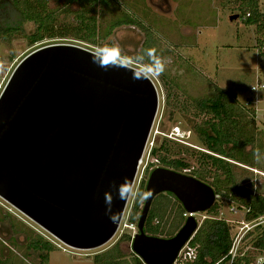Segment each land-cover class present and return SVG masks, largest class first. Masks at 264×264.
I'll return each mask as SVG.
<instances>
[{"label": "water", "instance_id": "95a60500", "mask_svg": "<svg viewBox=\"0 0 264 264\" xmlns=\"http://www.w3.org/2000/svg\"><path fill=\"white\" fill-rule=\"evenodd\" d=\"M92 52L65 43L39 47L18 63L0 94V197L60 241L84 249L116 233L129 198L114 199L120 219L113 223L104 193L125 178L133 186L158 108L151 79L104 71L92 63ZM145 190L151 196L132 250L145 264H173L200 224L191 214L171 237L148 234L154 198L171 192L187 212L198 213L218 195L208 183L161 166L150 172Z\"/></svg>", "mask_w": 264, "mask_h": 264}, {"label": "rangeland", "instance_id": "374dc122", "mask_svg": "<svg viewBox=\"0 0 264 264\" xmlns=\"http://www.w3.org/2000/svg\"><path fill=\"white\" fill-rule=\"evenodd\" d=\"M2 4L0 26L20 24L10 2L4 1ZM46 6L57 13L58 32L68 34L65 37L45 38L31 45L26 33L34 31L35 23L26 22L22 24L25 32L14 35L10 42L0 38V61L4 62V69L0 70V94L18 63L36 47L65 43L94 51L98 46L116 43L129 56L142 49L155 48L158 55L167 58L168 63L163 75L150 78L157 89L158 108L149 140L155 139V146H159L162 139L172 136V131L178 126L180 134H176L183 141L169 138L171 145L179 150L169 156L184 157L191 169L199 165L198 153L208 152L193 130L194 122L203 116L198 115L192 107L191 99L211 93L213 84H217L236 93L239 102L245 103L251 94L250 88L264 81V57L260 56L258 48L259 41L264 40V31L261 32L263 26L249 24L240 15L250 9L245 0H111L107 3L102 0L92 3L86 0L73 3L46 0ZM258 6L264 13V0H259ZM80 14L88 17L93 33L90 31L87 34L84 28L79 30L82 25L78 20ZM233 14H238V18L231 19ZM120 20L122 24H119ZM137 21L151 31L150 36ZM81 35L87 36L88 41L81 40ZM263 113L264 101H261L256 119L257 129L261 133L251 123L247 128L244 126L249 137L255 128L253 143L246 149L252 155L256 168L236 164L235 171L241 183L254 186L264 193ZM256 149L262 153L259 163L253 155ZM148 153L147 147L132 186L134 192L143 180L146 184L150 174L147 163H151L152 155ZM222 188L230 195L228 183L223 182ZM134 199L135 196L129 197L114 236L100 246L84 249L60 241L0 197V264H100L95 260V255L114 246H117L118 264H135L132 241L121 238L134 231L133 227L125 226H131L128 216ZM221 201L218 212L211 215L226 219L230 225H239L238 221L244 218V209L230 198L225 197ZM207 215L210 216L206 211L197 213L195 217L202 223ZM36 239L52 244L53 249L47 253V260H43L45 250L33 247L32 242ZM249 240L243 243V249L249 248L252 256L256 255L258 250L251 247Z\"/></svg>", "mask_w": 264, "mask_h": 264}, {"label": "trees", "instance_id": "16d2710c", "mask_svg": "<svg viewBox=\"0 0 264 264\" xmlns=\"http://www.w3.org/2000/svg\"><path fill=\"white\" fill-rule=\"evenodd\" d=\"M4 1L10 2V6L15 9L20 23L17 25L2 24L0 26V38L5 42H10L12 37L20 32L24 33L25 30L22 24L26 22L35 23L34 31L30 34L26 33L31 45L41 42L45 38L65 37L68 34L58 32L57 13L47 9L46 0H0L1 7L4 6L2 4ZM80 1L85 0H67L68 3ZM102 1L107 3L111 0ZM245 1L250 9L245 10L244 14L240 15L244 17L247 12H250V16L244 20L249 24L257 23L261 27L263 26V30L261 28V32H263L264 13L258 6L259 0ZM86 2L92 3L95 0H86ZM78 20L82 24L79 30L84 28L87 34H90V31L94 32L89 24L88 17L80 14ZM122 23L123 21L120 20L119 24ZM136 23L140 24L147 35H151V31L141 21ZM79 38L84 41L89 39L85 35H81ZM258 48L260 56L264 57V40L259 41ZM190 103L197 114L203 116L201 120L194 122L193 130L198 135L202 147L208 152H199V165L197 168L191 169L188 160L184 157L169 156L170 153L179 150H176L171 145L170 139L165 137L160 145L155 146L152 150L153 156L159 160V166L184 172L211 185L219 198L207 211L210 215L218 212L221 200L225 197L230 198L231 201L233 200L238 207L248 208L249 211L245 215L247 219H253L264 214V193L254 186L241 183L235 171L236 164L256 168V163L254 164L251 159L252 155L246 149L248 145L253 143L255 128L251 133V137L244 130V126L247 128V125L251 123L258 132H262L257 129L254 108L245 105V103H240L236 93L229 92L217 84H213L211 93L194 97ZM186 150L190 149L187 148ZM209 178H212V182L209 181ZM223 182L228 183L230 186V195L223 190ZM138 190L146 192L145 180L140 183ZM143 203L144 201H140L135 197L128 216L130 223H137ZM185 211L183 205L173 193L158 194L150 207L145 223V232L163 237L173 236L186 220ZM248 237L250 238L251 247L264 252V226H256L254 230L248 233ZM121 238L130 241L131 235L124 234ZM190 242L198 246V255L196 260L186 264H215L227 254L231 247V225L226 219L216 217V215L206 217ZM32 245L35 249L45 250L43 260H47V253L53 249L50 242L41 239L34 240ZM117 257V246H114L103 253L96 254L95 260L100 264H118ZM252 257V254L250 256L246 254L243 260L246 264H249ZM135 264H144L137 255L135 256Z\"/></svg>", "mask_w": 264, "mask_h": 264}, {"label": "clouds", "instance_id": "9594fccd", "mask_svg": "<svg viewBox=\"0 0 264 264\" xmlns=\"http://www.w3.org/2000/svg\"><path fill=\"white\" fill-rule=\"evenodd\" d=\"M92 63L96 64L104 71L109 69H125L132 73L133 80H147L152 77H159L166 71L168 60L157 54L155 48L142 49L134 56H129L124 53L119 44H104L98 46L91 53ZM4 69V62L0 61V70ZM254 159L259 163L262 160V153L260 149L254 152ZM115 192V197L113 195ZM135 196L138 200L143 201L151 196V192H142L132 189L131 181L125 178L122 182L117 184L112 182L110 190L104 193L105 199V213L113 223L119 222V212H114V199L126 201L129 197ZM259 264H264V258H261Z\"/></svg>", "mask_w": 264, "mask_h": 264}, {"label": "built area", "instance_id": "2783aa9c", "mask_svg": "<svg viewBox=\"0 0 264 264\" xmlns=\"http://www.w3.org/2000/svg\"><path fill=\"white\" fill-rule=\"evenodd\" d=\"M250 16V12H247L246 15L244 16V19ZM251 94L247 99L245 100V105L253 107L255 110L256 114V119H257V110H258V104L261 101H264V81H259L257 84L253 85L250 88ZM263 118H264V113H263ZM153 127H151V130L149 132L146 145L144 147L143 154L138 162V168L139 169L140 165L143 163V160L145 158V150L148 147V154L149 156L152 155V158L150 160L151 163H147V166L149 171L151 172L154 168L159 166V160L157 157L153 156L152 150L155 146V139L149 140L151 136ZM180 134V128L176 126L174 130L172 131V136H166L168 138H172L174 140H180L183 141L182 138L177 136L178 133ZM177 133V134H176ZM137 174V173H136ZM264 175V174H263ZM219 196L217 197L216 201L218 200ZM244 209V218L240 221H238L239 225H231V238H232V243L229 251L227 254H225L223 257H221L215 264H236L240 262L241 264H246L245 261L243 260L244 255H251V252L248 249H243L244 245L243 243L246 242L249 237L248 233L256 228V226H264V214L259 215L256 218L253 219H247L245 217L246 213L249 211L248 208L241 207ZM233 211H236L235 208H232ZM201 213V212H198ZM193 214L194 216L197 213H190L185 211L184 216L187 218L189 215ZM211 216V215H210ZM210 216H204V219L206 217ZM122 220V219H121ZM121 223V222H120ZM136 226L134 227V225ZM131 223V226L128 224H125L126 227H133L134 231L131 234V241L134 238V235L138 232L137 228V223ZM201 224V223H199ZM120 225V224H119ZM132 229V228H131ZM192 239V237H191ZM190 239V240H191ZM187 241L185 245L181 248L179 251L176 259L174 260L173 264H186L189 262H193L194 260L197 259L198 255V246L193 245L191 242ZM245 244V243H244ZM261 258H264V252L258 251L256 255H253L252 259L250 260L249 264H259L261 261ZM145 264V263H144Z\"/></svg>", "mask_w": 264, "mask_h": 264}]
</instances>
